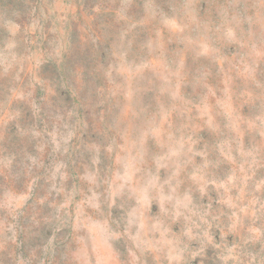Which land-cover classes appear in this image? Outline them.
I'll use <instances>...</instances> for the list:
<instances>
[{
    "label": "rangeland",
    "instance_id": "374dc122",
    "mask_svg": "<svg viewBox=\"0 0 264 264\" xmlns=\"http://www.w3.org/2000/svg\"><path fill=\"white\" fill-rule=\"evenodd\" d=\"M0 264H264V0H0Z\"/></svg>",
    "mask_w": 264,
    "mask_h": 264
}]
</instances>
